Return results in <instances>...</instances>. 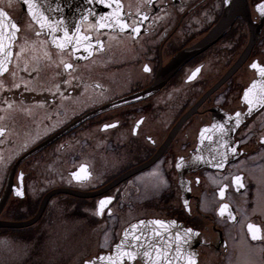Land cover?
<instances>
[{
    "label": "flooded vegetation",
    "instance_id": "af4514ba",
    "mask_svg": "<svg viewBox=\"0 0 264 264\" xmlns=\"http://www.w3.org/2000/svg\"><path fill=\"white\" fill-rule=\"evenodd\" d=\"M262 3L0 0V264H85L131 226L120 264H148L151 220L196 231L199 264H264Z\"/></svg>",
    "mask_w": 264,
    "mask_h": 264
},
{
    "label": "water",
    "instance_id": "95a60500",
    "mask_svg": "<svg viewBox=\"0 0 264 264\" xmlns=\"http://www.w3.org/2000/svg\"><path fill=\"white\" fill-rule=\"evenodd\" d=\"M230 21L231 20L227 22L226 26ZM2 32L3 31H0V35ZM202 41L208 43L209 39L206 38ZM198 45L192 47L191 50ZM235 118L234 116L231 118V135L235 128L233 124ZM214 119L215 123L202 132L201 150L198 157L199 162L202 164L216 165L221 160V157H218L216 153L217 151L211 148L208 149V145H215L216 147L218 143L222 142L217 135H223V130L226 128V123L229 119L224 114H217ZM21 223L27 222L24 221ZM136 226L139 227V231H141L142 235L148 240L158 242L161 240L160 243L146 245V247H150L151 249L149 253L146 254V257L149 259L148 264H189L190 259L194 260L195 264H199L197 262V244L194 240L196 231L191 229L192 231L188 232L190 228L186 227L184 224L169 220L145 221ZM133 228L134 227L131 226L125 229L122 241L120 245L115 247L113 253L101 255L104 257L103 259H100V256L98 259L88 261L90 263L96 261L102 264H120L124 258L128 257L125 253V250L128 249L127 237ZM122 253H124L123 256L121 255Z\"/></svg>",
    "mask_w": 264,
    "mask_h": 264
},
{
    "label": "snow or ice",
    "instance_id": "6c2138e0",
    "mask_svg": "<svg viewBox=\"0 0 264 264\" xmlns=\"http://www.w3.org/2000/svg\"><path fill=\"white\" fill-rule=\"evenodd\" d=\"M101 2H103V0H101ZM117 2H118V0H117ZM227 2H228V0H226V3ZM257 8L260 10L261 13H264V3L257 5ZM30 10H31V8H30ZM4 15H6V13H4ZM118 23H120V25L122 26V28H128V27H130V24L129 23H125L123 20H119ZM108 26L110 27L111 25H108ZM12 27L13 28H16L17 26L15 24H12ZM133 31H135V32H139L140 31V25L138 23L136 24V26L133 29ZM65 33L67 34V29H65ZM61 46H63V45H61ZM257 66L258 65L255 62L252 64V67L253 68H256ZM66 67H69L70 68L71 65H66ZM145 69L148 70L147 69V66H145ZM3 70H4V68H3L2 62H0V72H2ZM261 72H264V68L261 69ZM194 74L195 73H193V75ZM191 78L192 77L190 76L189 79H191ZM16 86L18 87V85H16ZM245 98H247V92L245 93ZM238 115L239 114H237V116ZM104 127H109V125H104ZM218 166L219 167H223V165H218ZM85 167L86 166L81 165V169H84ZM177 167H180V165L177 164ZM73 175L76 177L77 180H80V179L83 178L80 175H77L76 173H73ZM234 179H235V182L236 183H239L240 182V177H235ZM225 187H227V186H225ZM20 194H22V193H20ZM220 194L221 195L224 194V189L223 188L220 189ZM110 199H111L110 197H105L104 199H102V200L99 201L100 210L103 209V206L106 203V201H108ZM226 209H227V205H221V207L219 209L221 215H223V213L225 212ZM229 218H232L231 213H229ZM248 228H249L250 231H252L253 238H255L256 237V231H259V226H256V225H253V224L250 223L248 225ZM253 229H255V231H253ZM191 231H192L191 229H188V232H191ZM126 254L128 256V259H130V260L131 259H134V256H133V253L132 252L129 251ZM121 255L123 256L124 253H122ZM103 258L104 257H102V256L100 257V259H103ZM85 264H90V262L89 261H85ZM189 264H195V261L190 259L189 260Z\"/></svg>",
    "mask_w": 264,
    "mask_h": 264
},
{
    "label": "rangeland",
    "instance_id": "374dc122",
    "mask_svg": "<svg viewBox=\"0 0 264 264\" xmlns=\"http://www.w3.org/2000/svg\"><path fill=\"white\" fill-rule=\"evenodd\" d=\"M260 262V260H258Z\"/></svg>",
    "mask_w": 264,
    "mask_h": 264
}]
</instances>
